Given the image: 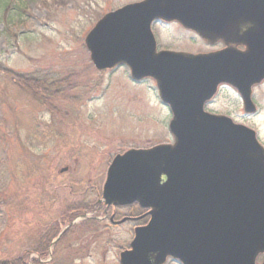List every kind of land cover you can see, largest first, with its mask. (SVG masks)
I'll return each mask as SVG.
<instances>
[{
	"label": "water",
	"instance_id": "obj_1",
	"mask_svg": "<svg viewBox=\"0 0 264 264\" xmlns=\"http://www.w3.org/2000/svg\"><path fill=\"white\" fill-rule=\"evenodd\" d=\"M158 20L177 21L209 42L246 50L157 51L152 24ZM85 45L99 71L125 64L133 79H155L173 113V143L130 149L109 166L106 202L139 200L152 214L121 264H149L151 255L161 264L182 253L187 264H264V258L257 263L264 255V146L254 129L204 110L217 86L229 83L245 111H256L251 94L264 80V0L128 3L104 14Z\"/></svg>",
	"mask_w": 264,
	"mask_h": 264
},
{
	"label": "rangeland",
	"instance_id": "obj_2",
	"mask_svg": "<svg viewBox=\"0 0 264 264\" xmlns=\"http://www.w3.org/2000/svg\"><path fill=\"white\" fill-rule=\"evenodd\" d=\"M137 1L8 0L0 21V262L24 256L59 207L93 200L89 179L100 182L116 154L173 141L172 113L158 103L155 82H132L122 66L98 71L85 45L102 15ZM155 32L161 47L188 45L175 25ZM9 71L60 79L65 93L45 103ZM234 91L221 93L215 108L254 128L264 145V82L253 87L250 116ZM106 236L115 244L123 233ZM107 257L119 254L112 248Z\"/></svg>",
	"mask_w": 264,
	"mask_h": 264
},
{
	"label": "flooded vegetation",
	"instance_id": "obj_3",
	"mask_svg": "<svg viewBox=\"0 0 264 264\" xmlns=\"http://www.w3.org/2000/svg\"><path fill=\"white\" fill-rule=\"evenodd\" d=\"M163 24L175 25L180 30H184L188 34V45L184 48H174L172 46L161 47L160 39L155 32V27ZM247 28V25L241 27L242 31ZM152 30L156 38L158 51L171 50L192 55H212L228 48H233L235 51L246 50L244 45L237 43H229L228 45L223 40L209 42L194 30L187 29L178 22L166 23L157 21L152 25ZM122 67L126 69L127 75L131 78L129 67L127 65H123ZM147 80H153L155 82L158 103H161L170 110V106L161 100L157 82L154 79L147 78L141 81L132 79V82L139 83ZM227 90L235 92L230 85L219 84L214 94L204 101V109L210 113L227 115L236 121L235 116L229 112H221L215 108L218 104L219 96ZM238 101L243 105L240 96L238 97ZM245 115L250 116L246 113ZM108 169L104 177H97V179H100V182L92 183L93 178L89 179L91 185L88 190L95 192V198L93 200L85 199V201L73 202L57 209L58 213L55 212L57 219L52 220L43 227L37 239L38 241L32 244V247L27 251L29 264H121L122 253H126L132 249L131 245L136 237L137 231L150 224L152 214L150 213L151 208L143 206L139 200H134L126 204H109L106 202L103 196V190L107 180ZM112 230L123 233V236L119 237L122 241L113 244V238L106 236ZM99 238L111 240L100 244L98 242L100 240ZM189 245L192 247V244ZM97 248L98 251H96ZM112 248L119 254L117 260H112L107 257ZM96 253H102V257H100V262L93 263ZM201 261H203V253H201ZM192 263L191 261L189 264ZM149 264H157L155 255L149 257ZM161 264H187L186 256L184 253L181 255L170 254ZM195 264H199V262Z\"/></svg>",
	"mask_w": 264,
	"mask_h": 264
},
{
	"label": "trees",
	"instance_id": "obj_4",
	"mask_svg": "<svg viewBox=\"0 0 264 264\" xmlns=\"http://www.w3.org/2000/svg\"><path fill=\"white\" fill-rule=\"evenodd\" d=\"M9 7L8 0H0V21L5 20L2 13ZM13 82L20 85L25 91L33 97H40V101L45 103L54 100L58 95L65 93L64 86L60 79L38 76L33 74H21L16 71H9ZM52 103V102H51ZM28 253L8 261L0 262V264H29Z\"/></svg>",
	"mask_w": 264,
	"mask_h": 264
}]
</instances>
